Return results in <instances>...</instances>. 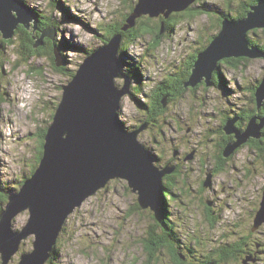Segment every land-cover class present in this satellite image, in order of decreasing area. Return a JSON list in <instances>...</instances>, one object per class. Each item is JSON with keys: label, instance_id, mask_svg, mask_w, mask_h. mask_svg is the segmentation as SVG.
<instances>
[{"label": "rangeland", "instance_id": "1", "mask_svg": "<svg viewBox=\"0 0 264 264\" xmlns=\"http://www.w3.org/2000/svg\"><path fill=\"white\" fill-rule=\"evenodd\" d=\"M25 1L39 13L41 22H50L52 26L49 27L55 28L56 33L52 41L62 48L60 52L59 47L55 46L59 53L64 55V64L60 70L49 54L36 55L28 61L19 56V50L22 49L20 33L16 32L20 26L10 39L14 40L15 44L4 47L0 45V203L4 195L9 197L21 188L22 181L28 178L36 165L40 135L53 122L55 111L62 99L63 87L73 78L72 71L76 72L89 54L111 39L106 40L107 30L123 22L125 16L133 11L138 0ZM260 1L262 0L252 4L251 0H199L192 5L193 8H207L213 12L196 17H180V22L168 29V36L160 46H152V34H142L136 42L127 46L126 56H120L122 71L129 73L134 70L137 74L138 84L133 83L135 96L141 99L145 93L153 92L155 83L162 80L167 71V61L176 58L187 59L191 47L195 49L196 44L192 43L194 38L199 39L201 36L202 43L206 41L205 46L208 45L209 40L220 29L217 19L220 13H229L225 18L238 19L236 16L242 10L241 5L250 4L247 15L251 11L250 7ZM41 27L36 28V31ZM256 30L258 33L253 34ZM256 30L249 32L250 43L252 39L264 41V30ZM31 31L35 33L33 29ZM54 55L56 58V50ZM156 60L160 61L159 65H152L151 61ZM240 61L242 69L223 70L226 76L223 90L214 87L201 88L191 94L187 91L181 96H176L179 98L172 101V108L170 106L169 111L157 120L156 129L146 131L142 137L140 135L145 131V127L140 131V141L152 149L155 155L163 150L166 160L171 159L173 148L176 146L186 152L197 147L199 152H204L207 156L216 154L219 151L218 142L223 134L222 118L233 116V110L242 105L249 107L253 84L261 83L264 78L263 57ZM149 65L152 69L147 71ZM149 75L151 77H148ZM123 82L118 80V83ZM131 99L130 96L123 99L121 118L132 126L143 118L144 111ZM174 115L181 119V123L184 121L187 127L179 131L169 128L166 132L168 141H165L160 133L163 132L162 128L168 125L170 127ZM189 125L193 127L191 132L187 131ZM175 137L179 138L176 140ZM172 139L175 141L174 146ZM187 146L192 149L188 151ZM255 157L257 158L253 161ZM235 163L250 169L251 172L244 178L243 183L235 185L233 190L228 187L223 193L222 188L218 187L217 192L212 191L209 194V201L213 205L216 203L214 208L218 209L215 210L218 218L214 224L207 219L205 194L196 191L201 179L198 159L191 165L194 167L190 177V180H193V191L188 187L183 193L178 189L174 190L177 200L172 199L168 205L170 224L172 222L176 227L174 235L177 234L181 240V236L195 239L196 242L190 244L200 251L196 252L191 247L193 252L188 254L195 258L190 261L187 259L186 264L188 261L204 259L208 255L218 258L220 252L213 251L223 245L233 244L242 237L258 238V241L264 244V222L254 227L252 212L257 210L255 200L259 198L264 185V156H253L247 146L238 152ZM180 178L183 180L186 177ZM202 178L205 179L206 174ZM260 196L262 202L263 194ZM178 198L183 199L184 203L180 204L181 200ZM7 203L2 204L3 208ZM137 204L138 195L132 191L126 180H111L107 186L87 198L68 218L58 240L59 252H56L53 262L49 260L47 264H177L167 249L158 252L155 261L150 260L147 239L151 226L156 224L154 211L139 209ZM29 218V210L18 214L13 222L15 230H21ZM34 240L35 235L23 240L20 250L9 264H18L21 253L32 251ZM185 250L181 249L180 252L186 256ZM243 258L241 254L234 255L220 260L219 264H244L248 257L244 260ZM1 262L0 254V264ZM259 264H264V255Z\"/></svg>", "mask_w": 264, "mask_h": 264}, {"label": "water", "instance_id": "2", "mask_svg": "<svg viewBox=\"0 0 264 264\" xmlns=\"http://www.w3.org/2000/svg\"><path fill=\"white\" fill-rule=\"evenodd\" d=\"M197 0H138L127 16L122 31L136 26L144 15L188 9ZM251 8L242 18H224L222 29L203 50L193 67L186 85H195L203 75H210L218 61L230 57L264 58L259 45H251L249 32L264 29V0ZM22 25L36 30L38 20L23 0H0V32L4 39L14 37ZM34 32V31H33ZM55 28L48 27L36 38L35 48L44 43L45 36L54 38ZM123 33L114 34L105 44L89 54L64 85L62 99L53 122L47 128L41 161L21 188L9 195L8 203L0 211V254L2 263L9 264L20 250L23 240L35 235L34 249L23 252L18 264H46L53 255L68 218L87 198L104 188L113 179L126 180L138 195L139 206L158 213L163 206L164 177L175 170L161 169L155 164L152 149L139 139L141 126L129 130L120 119L123 99L131 94L133 78L122 71L120 49ZM56 50V66L64 64ZM118 79H123L122 85ZM256 97L261 107L264 101V78ZM257 122L253 117L243 132L236 127L237 117L227 121L226 133H235L224 155L229 156L247 143L250 137H261L264 116ZM29 210L30 218L21 230L13 222L21 212ZM264 195L256 214L254 227L264 222ZM251 257L244 260L247 264Z\"/></svg>", "mask_w": 264, "mask_h": 264}, {"label": "flooded vegetation", "instance_id": "3", "mask_svg": "<svg viewBox=\"0 0 264 264\" xmlns=\"http://www.w3.org/2000/svg\"><path fill=\"white\" fill-rule=\"evenodd\" d=\"M197 1H199V0H197ZM196 10L197 9L193 8V6L191 5V7H189L188 9H186L184 11L172 13L169 17H165L164 13H160L159 15H152L149 13V14L144 15L141 18H139L137 20L136 26L138 27L140 25L141 21H144L151 28H153V29L155 28L156 32L154 34L152 32H150V34L153 35V39L150 43L152 44V46H160L162 41L168 36L167 35L168 29H171V27L173 25H175V22H176V24L179 23L180 22L179 18L184 16V15H187L188 17H190L191 15L194 17L199 16L200 14L197 15ZM209 12L211 14V12H213V11L210 10ZM223 18H225L224 13H220V16L217 18L219 21V24L222 23ZM123 21L125 22L126 20H123ZM120 23H123V22H120ZM120 23H119V25H120ZM161 27H162V31L159 32L158 28H161ZM221 29H222V24L220 26L218 33L220 32ZM218 33L216 35H214L209 40V44L212 41V39L218 35ZM124 40H125V36L123 35V41ZM186 40H188V39L186 38ZM202 40L203 39L201 36H199V39L194 38L192 43L196 44L194 46L195 49H192V47H191V52L188 54L187 59L183 60V59L176 58L174 60L166 62L167 65L165 68L167 71L164 73L163 79L159 80L155 83L154 90L151 94H148V93L144 94V97L141 98V99H143V101H141V99H139L137 96H135V94L133 92V85H132L131 94L127 95L126 97L130 96V98H132L131 99L132 101L134 99L137 102L138 106L144 111V113H142L143 118H140L139 121H137L135 125L131 126L130 124L125 123L129 130H131V131L136 130L142 124L146 125L145 131H142V134L140 135V137H142V136H144V134H146L145 133L146 131H150V129L151 130L156 129L157 120L160 119L165 113H167L169 111L170 106L172 108V104H173L172 101H175V99L179 98V97L176 98V96H181V94H183L184 92L188 91L191 94L192 91H194L196 89H201V88L207 89V88H212V87L216 88L217 90H221V89L223 90L225 88V81H226V76H225L223 70L226 71V69H230V70L231 69H233V70L238 69V68H233V67L229 66L228 64H226L225 60L226 59H237V60H239V62H240L239 65H240L241 64L240 60H242V59L246 60L247 58H249V57H245V56L224 58V59L218 61L216 67L210 73L209 76L203 75L201 80H199L195 86L189 87L186 85V82L192 76L194 64H195L199 54L203 50H205L206 47L209 45L208 44L205 46L206 41L204 43H202ZM183 42H184V40L182 41V43ZM151 62H152V65L157 66V65H159L160 61L156 60V61H151ZM235 62H238V61H235ZM141 64H144V62H141ZM239 68L242 69V66H240ZM151 69H152V66L149 65L147 67V71H149ZM125 73H127V71ZM129 73H127V74H129L133 78L134 85H137L138 84V82L136 81L137 80V74L135 73L134 70H130ZM148 77H151V75H149ZM118 80H123V79H118ZM118 84L122 85L121 83H118ZM259 85H260V82H256L255 84H253L254 87L252 86L253 92L251 93L252 94L251 99H250L251 105L249 107L242 105L238 109L233 110V116H225V118H222L223 123L221 122L222 123L221 124V130H222L223 134H222V139L219 140V142H218L219 151L216 154H212L211 156L210 155L207 156V154H204V152H199L198 148L195 146H194L195 148H193L192 151H190L192 149V147L187 146L189 148L188 151H190V152L183 151L180 148V146L174 147L172 157L169 160L168 159L166 160V154L164 153L163 150H161L162 153L158 152L157 155L154 154L156 162H157V163L155 162V164L157 166H159L161 169L165 168L167 166H171V165H173V167H175V170L172 173L167 174L163 179V183H169L172 185H174L178 182L180 183L179 186L174 185L176 188H173V191L175 189H178L180 191V188L182 189L184 187H185L184 189H187V187H188V188H190V190L193 191V189L191 188L193 180H190V177H191V172H193V170H194V167H192L191 165H192V163H194L198 159V161L200 163L199 169H200V173H201L200 174L201 179L199 182V186H197L196 191L200 194H205V196H206L205 197L206 198L205 210L207 212V219L211 224H214L215 219L218 218V216L216 214L217 212L215 211V210L218 211V209L214 208V207H216V203H215V205H213L209 201V199H211V198H209V194L212 193V191L217 192L218 187L222 188L221 191H223V193L226 192V189H228V187H231L233 190L234 186L240 185L241 183H243L244 178L248 177V174L251 172L250 169H248L246 167L239 166L235 163V159L237 158L238 152L241 151L243 148L248 146V148L251 149L253 156H264V127L261 129V134H262L261 137H259V138H256L254 136L250 137L249 141L247 143H245L244 145H242L237 151H235L234 153H232L229 156L224 155L225 146L230 141L236 140L235 133L228 134L225 132V130H224L225 126L224 125H225V123H227L225 121H228L231 118L237 117L236 127L242 131L247 128L250 120L253 117L257 118V122H261L260 119L264 116V101H263V104L261 105V107H259L258 100L256 97V93H257V89H258ZM254 88H256V90H254ZM135 92H137V90H135ZM139 94L141 95V93H139ZM160 95H161V97L163 96V99H162L163 105L161 107L159 114H157L155 117H153L150 113V110H153V104H154L153 100H154V98H157ZM181 99H183V97H181ZM186 127H187L186 123H184V121L181 123V119H179V117L177 115H174L171 118L170 127L168 125V126L164 127V129L162 128L163 132L160 133V136H164L163 140H165V139H167L166 132L168 131L169 128L170 129L172 128V130L175 128L174 129L175 131H179L182 129L185 130ZM192 129H193V127H191L189 125L187 128V131L191 132ZM178 138L179 137H175L174 139L177 140ZM167 141H168V139H167ZM172 141H174V140L172 139ZM170 143H172V142L170 141ZM174 145H175V141H174L173 146ZM256 158L257 157H255L253 159V161H255ZM208 160L210 162V165H208ZM205 174H206V178L204 179V178H202V176H205ZM181 176H184L186 178L181 180V178H180ZM206 183H208V184H206ZM182 192H184V191H181V193ZM207 192H209L208 195H207ZM261 193L264 195V185L262 187V192L259 193V198L257 200H255V205L257 206V210L252 211L254 219H255L257 211L261 205V200H262V198L260 196ZM162 207L158 213L154 212L155 214H157V216L160 214ZM158 226L162 227L163 225L158 223ZM181 238L183 240L173 239V241L178 242V243H174L175 249L180 248V250H181V249L185 248L186 249L185 252H187L185 259L186 260L189 259V261H190L192 258H195V257H193L192 254H188V252H193L191 250V244L190 243L196 242V240L191 238V237H189V239H187V238H184L183 236H181ZM148 245L152 246V244L150 242L147 243V248H148ZM227 245H232L235 247V248L233 247L234 249L233 248L230 249L229 250L230 252H240V254L244 258L250 256L252 259L249 260L247 264H259L263 258V255H264V247H263L264 244H263V242L258 241V238L250 239V236H246V237H242L241 239H239V241L234 242L233 244L229 243ZM161 250H163V249H161ZM221 250L223 252H227L225 249H223L222 246L220 247V249L218 248L217 250H215L213 252H222ZM197 252H199V251L197 250ZM244 258H243V260H244ZM218 261H220V258H217L215 260V262H218ZM191 263L194 264V262H192V261H191ZM184 264H186V263H184Z\"/></svg>", "mask_w": 264, "mask_h": 264}, {"label": "trees", "instance_id": "4", "mask_svg": "<svg viewBox=\"0 0 264 264\" xmlns=\"http://www.w3.org/2000/svg\"><path fill=\"white\" fill-rule=\"evenodd\" d=\"M255 1H258V0H251V3L253 4V2H255ZM25 3L27 5H29L26 1H25ZM249 6H250L249 3H248V5H244V6L241 5L242 10L240 11V13L236 17H238V18L244 17L246 15V12L249 10ZM30 8L35 12V14H36V16H37V18L39 20V24L37 25V29L40 26H42V27L39 29V31L34 30L35 33L33 34L32 31H31L32 29L31 30H27L24 26L20 25V27L18 28V30L16 32V34L20 33V36H19L20 37V41H21L20 46H21L22 50H19V56L21 55V57L25 61H28L33 56L49 54L51 56L52 61H53V60H55V55H54L55 54V46L57 45V47H59V45L56 44L55 41H52V39L49 38V37H45L44 40H43L44 43L41 46H39L38 48H35V46H34L35 43H36V36L38 35L37 37H39L41 35V31H43L44 29H46L49 26H52V24L50 22L49 23H44L42 21L44 23L42 25L41 24L42 22L40 20L41 16L39 15V13L33 7L30 6ZM132 8L133 7H131V10H132ZM209 11H210L209 9L203 8V9H197L196 13H197V15H199V14L201 15L203 13H210ZM128 14H127V16H128ZM228 14L229 13H224V15H228ZM127 16H125L124 20H126ZM123 25H124V21H123V23H120V25L117 24L116 26L110 27L107 30L108 31L107 36H105V37H107L106 40H108L109 38H111L116 33H119V32L123 33V35L125 36V40L122 43V47H121V51H120V56L121 57H122V55L126 56L127 46L133 44L134 42H136L137 39L142 36V34H146V33H150V32H152V33L156 32L155 28L154 29L151 28L144 21H141V23H140V25L138 27L136 26V27L131 28V29L127 30V31H122V26ZM219 26H221V23H220ZM158 30H159V32L162 31V27L158 28ZM257 33H258V30H256V32L253 33V34H257ZM251 42H252V44L259 45L261 48L264 49V41H258V40H253L252 39ZM104 43H106V41ZM8 44H15V41L14 40H10V39L6 40V39H4V37L2 35V39L0 40V45H2L4 47V46H6ZM48 48H50V50H48ZM59 49L61 50L60 52H62V48L59 47ZM235 61H238V62H235ZM225 62H226V64H228L229 66H231L233 68L240 69L239 68L240 67L239 63L240 62L237 59H226ZM59 69L62 70L63 68L59 67ZM71 74H70L71 76H74L75 71H72ZM254 90H256V88H254ZM162 99H163V96L161 97V95L158 96L157 98H154V100H153L154 101L153 110H150V113H151V115L153 117H155L157 114H159V112L161 110V107L163 105ZM121 112H122V109L120 110V115H121ZM225 122H227V121H225ZM225 125H226V123H225ZM46 132H47V129H45L44 132L40 135V150H39L38 155H37V163L32 168L31 173L29 174V176H31L34 173V171L37 169V167H38V165H39V163L41 161V158H42V155H43V145H44V142H45ZM29 176H27V177H29ZM23 182L24 181H22V184H23ZM164 184H165L164 185L165 193H164V196L162 197L163 198L162 199L163 207H162V210H161V212H160V214L158 216L155 213L153 214L154 215L153 218L155 219L156 224L152 225L150 230H149V232H148L149 233V238L147 239V241L152 244V246L148 245V249H150L149 258L152 261V260H154L156 258L157 253L161 252V249H163V250L168 249L170 251V253L172 254V257H173V259L175 260V262L177 264H184V263H186L185 262L186 261V259H185L186 256H185V254L180 252V248L179 249H175V244L174 243H178V242L173 241V239L178 240L179 236H177V234L174 235V232H176V230H175L176 227H175V225L174 226L172 225V222L170 224V216H169V212H168L169 201H171L172 199H176L177 198V194H175V192L173 191V188H176L175 186H179L180 183L178 182V183L174 184L175 186L172 185V184H169V183H164ZM184 188H182V189L180 188V192L184 191ZM184 192H186V191H184ZM7 198H8L7 195L6 196L4 195L1 198L2 202L0 203V211L3 209L2 204L7 203V201H8ZM178 199L181 200L180 204L184 203L183 199H181V198H178ZM137 206H138L139 209L141 208L139 206V203L137 204ZM158 223L162 224L163 228L161 226H158ZM197 244H198V242H197ZM191 247H193V249L196 252H197V250L199 251V249L196 248L195 245L191 246ZM222 247L227 252H223L221 250L222 252H220V254L218 255V258H220V260H223V259L226 260L227 258L232 257L234 255H237V256L240 255V252H230L229 251L230 249H232L234 247L232 245H223ZM56 252H59V247L58 246H56L52 257L50 258V262L51 263L53 262V259L55 257ZM216 259L217 258H215L213 255H208L204 259H200L199 261L196 260V261H193V262H194V264H201V263L202 264H219V261L215 262ZM51 263H49V264H51ZM187 263L188 264H192L191 262H187Z\"/></svg>", "mask_w": 264, "mask_h": 264}, {"label": "bare ground", "instance_id": "5", "mask_svg": "<svg viewBox=\"0 0 264 264\" xmlns=\"http://www.w3.org/2000/svg\"><path fill=\"white\" fill-rule=\"evenodd\" d=\"M24 2H25V0H23ZM26 4V3H25ZM29 6V5H28ZM30 7V6H29ZM31 9V8H30ZM34 15L36 16V14H35V12H34ZM36 18H37V16H36ZM37 20H38V18H37ZM38 23H39V20H38ZM45 37H48V36H45ZM62 55V54H61ZM61 67V66H60ZM120 119L123 121V119L121 118V115H120ZM124 122V121H123ZM125 123V122H124ZM263 202V201H262ZM262 202H261V204H262ZM260 208H261V206H260ZM259 208V209H260Z\"/></svg>", "mask_w": 264, "mask_h": 264}]
</instances>
